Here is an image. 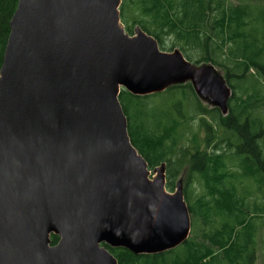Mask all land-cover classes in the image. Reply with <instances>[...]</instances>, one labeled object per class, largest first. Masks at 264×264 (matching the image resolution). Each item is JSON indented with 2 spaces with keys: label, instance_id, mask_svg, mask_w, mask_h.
<instances>
[{
  "label": "water",
  "instance_id": "water-1",
  "mask_svg": "<svg viewBox=\"0 0 264 264\" xmlns=\"http://www.w3.org/2000/svg\"><path fill=\"white\" fill-rule=\"evenodd\" d=\"M120 4L17 2L0 66V264H117L105 245L156 254L190 234L182 185L166 189L164 163L150 177L118 95L189 82L225 116L231 88L129 35Z\"/></svg>",
  "mask_w": 264,
  "mask_h": 264
},
{
  "label": "trees",
  "instance_id": "trees-1",
  "mask_svg": "<svg viewBox=\"0 0 264 264\" xmlns=\"http://www.w3.org/2000/svg\"><path fill=\"white\" fill-rule=\"evenodd\" d=\"M17 2L0 0V66ZM119 12L129 34L139 26L160 49L165 50L170 39L171 48L179 47L188 61L222 68L233 92L225 116L218 108L207 110L197 102L195 112L205 117L192 130L184 113L178 117V108L187 105L194 91L189 82L144 96L120 90L118 100L130 141L148 168L165 164L169 191L179 171L189 164L190 174L202 175L211 199L191 203L185 185L190 234L174 249L137 255L105 247L117 264H256L255 220L264 213V89L247 73L252 68L264 79V0H121ZM153 98L158 102L149 103ZM201 130L205 136L200 143ZM191 132L192 140L187 137ZM238 156L240 177L256 179L263 197L260 203L253 201V207L247 201L251 196H239L229 179ZM57 241L51 234L50 244Z\"/></svg>",
  "mask_w": 264,
  "mask_h": 264
},
{
  "label": "rangeland",
  "instance_id": "rangeland-1",
  "mask_svg": "<svg viewBox=\"0 0 264 264\" xmlns=\"http://www.w3.org/2000/svg\"><path fill=\"white\" fill-rule=\"evenodd\" d=\"M136 27V26H135ZM132 30V34H134V28ZM128 33V32H127ZM129 34V33H128ZM129 34V35H132ZM164 51H172L173 49H179V47H173L171 48V40L168 39L165 43L164 46ZM223 50H225V48L223 47ZM182 52V51H181ZM220 52V51H219ZM221 53V52H220ZM183 54V53H182ZM184 55V54H183ZM185 57V56H184ZM186 58V57H185ZM192 62V61H190ZM193 63V62H192ZM200 65H206L210 71H212L213 73H216L218 75H220L222 78L224 76V70L218 66H214L212 65L210 62H206V61H202L200 62ZM248 75H252L255 76L256 79H258L259 81L262 82L263 85V89H264V79L259 77L257 72L250 68L248 73ZM187 83V82H185ZM261 89V90H263ZM193 91V90H192ZM238 93H240L239 89L235 90ZM231 92H233V90L231 89ZM193 93V94H192ZM191 94H189V102L187 103V105L182 104L180 106V108H178V110L180 111V113H178V117H181V113H184L185 116H189L188 118L186 117V121H188L189 125L191 124L192 126V130L196 127L197 123H198V119L200 117H205L204 115H200L197 114L195 112L196 110V103L199 102L201 107H203L204 109L210 110L213 109L212 107H214V104L212 103V101L207 98V97H202L200 95H196V93L193 91ZM263 96H264V91H262ZM259 94H257L258 96ZM261 96L260 99L263 97ZM158 98H153L149 101V103H157L158 102ZM263 102V98L261 99ZM221 113V112H220ZM224 116V114H222ZM179 121H181V119H179ZM205 136V133L201 130L200 131V143L202 142L203 138ZM187 137L190 138V140H192V132L187 134ZM203 149V148H202ZM240 157L238 156L237 159L235 160V164L236 166L233 168H231V172H233V177H230L229 179H232L231 181L233 182V184L235 185L236 188V193L240 196H245V195H250L251 197L248 198V203L250 204L251 207L254 206L253 201H256L258 203H260L263 200V197L261 195V193H258V182L256 179L252 178V177H248V178H242L240 177L241 171H240V166L237 165L238 161L240 162ZM165 167V166H164ZM150 170V177L154 174V167L148 168ZM180 184L182 185V190H183V197H184V201L186 202L185 199V195H184V189H185V185L187 184V190L189 192V196H190V202L193 203L194 200H196L198 198H203V199H211V195L209 194V188L206 186V183L201 176H199V174H195V173H191L189 171V164L184 165V167H182V169L179 171V173L177 174L175 180H174V187ZM174 188L172 190L169 191H173ZM248 193V194H247ZM187 204V202H186ZM260 217L259 219H256L255 221H257V228H256V233H255V247H256V264H264V213H260L259 214ZM196 230H200V219H197L196 221Z\"/></svg>",
  "mask_w": 264,
  "mask_h": 264
}]
</instances>
